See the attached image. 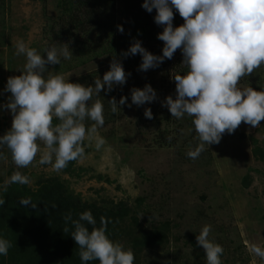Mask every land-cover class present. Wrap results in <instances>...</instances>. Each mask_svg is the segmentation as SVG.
<instances>
[{"label": "rangeland", "instance_id": "obj_1", "mask_svg": "<svg viewBox=\"0 0 264 264\" xmlns=\"http://www.w3.org/2000/svg\"><path fill=\"white\" fill-rule=\"evenodd\" d=\"M123 5L118 4L119 11ZM59 14L57 0H0V32L4 33L0 39V105L11 97L5 91L7 80L21 75L25 68L26 57L15 54L16 42L23 40L43 53L54 45L45 29ZM72 55L70 60L62 58L60 65L47 66L45 78L49 73L62 74L69 82L84 86H94L95 79L103 78L99 72L107 65L106 58ZM161 65L147 72L139 70L136 78L127 76L126 84L114 86L111 92L102 91L103 96L117 102L127 97L131 104V90L150 84L158 97L139 107L120 106L121 111L115 114L110 105L108 109L105 106V124L98 129L107 141L102 150L88 147L86 141L85 158L57 174L50 166L38 163L39 154L32 165L18 169L5 147L0 185L16 171L31 179V187L42 177L58 176L86 203L124 201L139 208L143 224L168 221L170 242L144 249L134 264H206L204 249L196 241L204 225L212 226L211 238L224 248L223 264H262L264 260L253 255L249 247H264V121L259 128L242 122L234 133L226 132L219 144L206 148L204 156L180 159L175 147L158 142L161 131L174 136L180 123V119L167 117L171 113L162 107L166 97L175 99V81L170 75L176 68L166 62ZM249 86L240 81L239 87ZM146 108L151 109L152 119L144 116ZM12 119L10 111L0 107V136L11 129ZM184 119V125L193 126L190 117ZM87 123L90 126L92 122Z\"/></svg>", "mask_w": 264, "mask_h": 264}, {"label": "clouds", "instance_id": "obj_2", "mask_svg": "<svg viewBox=\"0 0 264 264\" xmlns=\"http://www.w3.org/2000/svg\"><path fill=\"white\" fill-rule=\"evenodd\" d=\"M148 13L155 9L154 22L163 26L157 38L164 42L162 55L150 53L136 40L125 58L139 54L142 62L139 70L147 72L158 68L165 60H171L179 49L182 64L187 68L184 74L173 76L175 99L168 96L162 102L172 117H190L198 145L187 153L196 160L212 144H219L227 132L232 134L243 122L259 128L264 121V90L239 87L244 77H249L264 66V0H144L141 5ZM176 10L184 23L173 26ZM123 33L122 26H117ZM16 55L26 57L21 75L7 80L5 91L11 93L7 104L0 105L12 114V126L0 136V159L5 158L6 147L18 169L27 168L36 161L50 166L57 174L70 162L81 161L86 156V145L100 151L107 141L98 134L105 124L104 104L101 91L111 92L114 86H123L127 76L123 65L113 60L103 78L94 80V86L71 83L62 74L49 73V65H60L62 58L72 59L68 44L45 48L43 53L30 48L23 40L16 42ZM158 99L156 90L146 84L143 89L131 90V104L122 96L119 101L113 97L110 108L113 114L121 111L123 105L137 107ZM144 116L152 119L150 108ZM58 121V123H54ZM88 121L92 122L89 126ZM31 179L14 172L0 185V206L5 204L3 193L11 184L27 185ZM22 205H33L30 198L21 199ZM70 222L71 237L79 247L82 264L99 261V264H134L135 255L131 249L111 240L107 234L108 222L101 218L96 227L92 212L84 211L76 220L71 214L65 216ZM87 225H91V230ZM65 231H69L65 228ZM212 226L204 225L196 236L202 246L206 264H223L224 248L211 238ZM11 242L0 236V256H7ZM250 252L264 260V247L251 244Z\"/></svg>", "mask_w": 264, "mask_h": 264}, {"label": "trees", "instance_id": "obj_3", "mask_svg": "<svg viewBox=\"0 0 264 264\" xmlns=\"http://www.w3.org/2000/svg\"><path fill=\"white\" fill-rule=\"evenodd\" d=\"M143 2L144 0H57L59 17L51 23L49 29H45V33L56 46L68 44L72 54L106 58L107 65L103 66L104 69L99 74L104 75L115 59L122 63L130 78H136L142 57L137 54L125 58L123 53L136 40L141 41L142 46L155 55H162L164 46V42L157 38L158 33L163 31V26L154 22L156 11L154 9L152 13H148L141 6ZM119 3L124 4L122 11H119ZM173 11V26L178 27L184 20L175 9ZM118 25L123 27V33L118 31ZM3 34L1 31L0 39H3ZM174 58L178 60L175 62ZM182 61L179 49L171 60L164 61L176 68L170 75L171 78L187 72ZM242 81L247 82L254 90H264V66L249 77L242 78ZM94 99H100L104 109L105 106L108 109L111 98L103 96L102 91L100 97L94 96ZM184 120L183 118L180 123L177 122L174 136L167 130L161 131L158 142L161 146L175 147L180 159L188 160L187 153L199 141L194 131H187L193 126L184 125ZM200 156L204 155L201 153ZM68 167L65 169L69 170ZM3 198L5 204L0 206V236L9 240L12 246L7 256H0V264H82L79 247L71 237L74 229L70 222H65V216L70 213L72 219L76 220L81 213L89 210L96 219V227L101 226V218H104L108 222L109 238L126 249H131L135 260H139L144 249L160 248L170 242L171 226L168 221L143 224L137 212L139 208H132L124 201L115 204L86 203L73 194L58 176L42 177L35 187L29 184H11L7 192L3 193ZM24 198H30L36 206L20 204L19 201ZM87 226L91 230L92 226ZM65 228L69 231H65ZM214 240L218 243L217 239ZM88 264H99V261Z\"/></svg>", "mask_w": 264, "mask_h": 264}]
</instances>
